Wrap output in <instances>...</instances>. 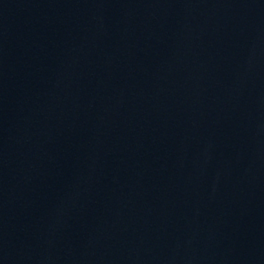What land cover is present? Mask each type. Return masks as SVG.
Listing matches in <instances>:
<instances>
[{
  "label": "water",
  "instance_id": "95a60500",
  "mask_svg": "<svg viewBox=\"0 0 264 264\" xmlns=\"http://www.w3.org/2000/svg\"><path fill=\"white\" fill-rule=\"evenodd\" d=\"M0 264H264V0H0Z\"/></svg>",
  "mask_w": 264,
  "mask_h": 264
}]
</instances>
